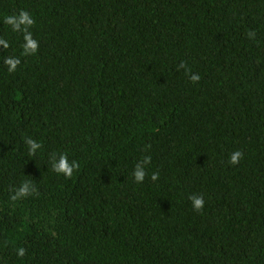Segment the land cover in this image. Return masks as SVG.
I'll return each instance as SVG.
<instances>
[{"label": "trees", "instance_id": "1", "mask_svg": "<svg viewBox=\"0 0 264 264\" xmlns=\"http://www.w3.org/2000/svg\"><path fill=\"white\" fill-rule=\"evenodd\" d=\"M0 41V264H264V0H0Z\"/></svg>", "mask_w": 264, "mask_h": 264}, {"label": "clouds", "instance_id": "2", "mask_svg": "<svg viewBox=\"0 0 264 264\" xmlns=\"http://www.w3.org/2000/svg\"><path fill=\"white\" fill-rule=\"evenodd\" d=\"M6 23L12 25L13 31H17L20 29L21 25L25 26V41L26 44L24 45V52L25 54L31 55L35 54L37 51V42L32 39L31 34L27 32V26L33 24V19L31 18L30 14L26 11H21L19 16H9L5 20ZM251 35V33L249 34ZM0 43H4L5 47H8L7 42L0 41ZM5 63L9 66V72H14L16 70L17 65L20 63L19 59L8 58L5 60ZM179 68H184L185 73L189 75V79L196 83L198 82L201 77L198 73H192L189 69H187L186 65L181 62L178 66ZM26 144L29 147V153H35L38 149L41 148V144L33 139H26ZM243 153L239 150L234 151L229 155V163L230 164H237L239 163L240 159L242 158ZM151 162L150 156H145L141 163H137L135 168L132 172V177L136 184H141L144 182L146 177V169L145 165ZM79 168V164L75 160H70L69 156L66 153L58 154V157L54 158L53 160V170L59 174H63L66 177H71L73 171ZM151 179L153 181L158 179V173H152ZM33 191L32 186L30 183L25 182L23 183L18 190L16 191L15 195L12 197L13 200L18 199L20 197H26L31 194ZM189 199L192 202V207L197 211L203 209L204 207V197L203 195H191Z\"/></svg>", "mask_w": 264, "mask_h": 264}]
</instances>
